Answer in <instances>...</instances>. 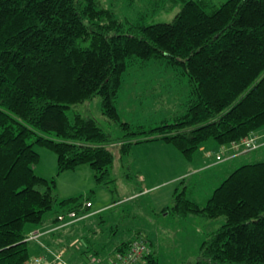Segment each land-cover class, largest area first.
<instances>
[{
  "label": "trees",
  "instance_id": "obj_1",
  "mask_svg": "<svg viewBox=\"0 0 264 264\" xmlns=\"http://www.w3.org/2000/svg\"><path fill=\"white\" fill-rule=\"evenodd\" d=\"M157 61L187 79L185 111L172 121L133 126L118 108L124 74L133 64ZM95 98L122 136L78 111ZM262 131L264 0H183L171 22L155 24L121 20L107 0H0V264L31 260V231L64 213L91 212L96 190L62 198L63 173L87 165L96 189L111 193L112 207L123 201L114 197L113 147L124 158L136 145L163 141L192 162L205 143L239 146ZM37 147L57 156L51 179L35 171ZM186 187L167 208L174 217L224 219L206 233L191 264H264V159L232 170L205 205ZM140 235L148 239L137 231L115 253ZM141 264L161 259L151 248Z\"/></svg>",
  "mask_w": 264,
  "mask_h": 264
},
{
  "label": "rangeland",
  "instance_id": "obj_2",
  "mask_svg": "<svg viewBox=\"0 0 264 264\" xmlns=\"http://www.w3.org/2000/svg\"><path fill=\"white\" fill-rule=\"evenodd\" d=\"M107 1L114 6L119 19L129 21L133 24L171 22L183 5V0ZM208 1L218 5L225 0ZM189 93L190 87L187 79L184 76L179 75V73L166 62L157 61L147 65L133 64L124 74V83L118 99V108L123 120L130 122L133 126L155 125L165 119H168L167 121H172L176 115L184 112L185 103L189 98ZM78 109V111L83 113L85 116L94 117L98 123L114 137L122 136V132L117 125L113 123L109 124L107 119L102 114L100 98H95L91 101L80 104ZM261 133H264V131ZM257 137H260L258 133L252 134L249 139L246 140V144L242 143L239 146H236L234 154L241 156L244 154L247 156L251 154L250 157L253 158L249 161L264 159V154L262 156V152H260L261 149L256 150L258 149V147H256L257 143H255L256 141H253V139H256ZM164 146H166L164 143L163 145L157 146L150 144L137 145L134 147V150H132L130 154L125 155L124 158H121L118 147L112 148L116 159L115 166L112 170V176L116 179V186L119 189L118 193L114 194V197H116V199L121 197L123 201L118 203V207L116 208L113 207L111 209L110 207H107L104 213H100L102 216L96 214L95 218L97 219L106 218L104 219L106 223V231H100L103 227L102 223L101 225L92 224L93 226L91 225V221L83 223L85 226L89 227L87 237L83 239L85 247H88V249L93 251L98 250L101 256L107 254L110 257H114L113 253L123 241L132 240L133 236L136 234L135 229L137 226L140 228H146L148 223H154L156 220L158 221L157 223L160 227L158 233L161 238L156 237L158 236L156 231L154 233H149L147 230H144L143 233L147 236L150 235V237H148L153 241V245L156 248H160L159 255L161 264H191L196 261L197 249L200 247L204 239L197 238V235L191 234L187 242V245L191 250L190 252L183 253L172 250L174 245L177 243L176 239L180 240L181 237L177 234L181 231L178 226L180 222H178L175 218L165 221L162 217L155 216L153 213H151V216L147 215L148 212L145 211L143 207L144 203H153L154 197L152 195H145L144 193L141 195L131 196V193L140 192V190H144L146 188V182L143 181L144 179L142 176L136 173L135 169L132 168L137 161L145 156H151L152 160L163 159L166 155L177 154V156H181V153H179L174 146ZM37 150L41 155V161L35 165V171L38 175L46 179H51L57 173V156L54 152L46 148L37 147ZM241 165L244 164L242 162H238L234 165V167L237 168ZM130 169H133L134 171L131 172ZM89 172H92V170L89 166L85 165L75 171H67L63 173L58 178L59 189L57 191L60 195L77 196L80 194L86 195L92 189L96 190V193L92 195V201L96 204V206L91 209V212H93L98 205H106L108 202L105 200L104 196L98 195L100 189H96L93 173L91 178L89 177ZM127 174L131 176L130 179L127 177ZM198 177L199 180H201L196 188L195 186H190V179L189 181L187 180L186 183H181V187L183 188L184 185L188 186L189 184L188 187L191 188V192L194 189L196 191L204 190L206 187L204 185L206 184L205 180L210 178V176L206 173ZM158 179V183H164V181L172 179V174L170 176L165 175L164 177H160ZM61 180L63 181L62 184ZM203 181L204 184H202ZM215 183H217L216 186L209 185L211 189L210 191L212 192L216 189L220 182L215 181ZM169 188L170 186L165 189L167 190ZM196 191H194V193H196ZM107 194L109 196L111 195V193ZM134 204H137V207L135 208L136 211L133 207ZM191 216L192 220L195 219L198 223L202 222L200 225L201 227L198 228L195 226V229L199 232L200 236L203 234V238H205L206 233H208L210 229L209 224H204L200 217L195 215ZM156 217L158 218L155 219ZM223 221L224 219L217 222L222 225ZM217 222L210 224L217 225ZM80 225L74 226L73 228ZM153 228L154 227L149 226L148 230L154 231L152 230ZM130 233H132V236ZM43 239L44 238H42V241ZM32 243L35 242L33 241L31 244ZM178 244H176V246H178ZM47 247L49 249V246ZM192 248H194L193 251Z\"/></svg>",
  "mask_w": 264,
  "mask_h": 264
},
{
  "label": "crops",
  "instance_id": "obj_3",
  "mask_svg": "<svg viewBox=\"0 0 264 264\" xmlns=\"http://www.w3.org/2000/svg\"><path fill=\"white\" fill-rule=\"evenodd\" d=\"M258 134L260 135V137L259 138L257 137L256 139V143L258 147V149L256 150L261 149L260 152H262L261 154L263 156L264 154V133L260 132ZM163 143L164 145H166L164 147L173 146L163 141L149 142V143H143V144H150L153 146H157V145H163ZM139 145H142V144H139ZM235 148L236 146H229V145L220 146L216 144L215 142L210 141L208 143H205L203 145V148L198 153H196L194 160L192 162H188L183 157L182 154H180L181 156H177V154H175V155H166L164 156L163 159H160V160H157V159L152 160L151 156H145L133 165L132 168H134L135 171L140 176H142V178L144 179L143 181L146 182V188L144 190L143 189L140 190V192L138 191L136 193H131V196L141 195L144 193L145 195H152L154 197L153 203L152 202L144 203V207L142 206L145 209V211L148 212L147 215L151 216V213H153L155 216L162 217L165 221H169L171 218H175L177 219L178 222H180V224L176 223L178 224L181 230L180 233H177V234L179 237L181 236L183 239L181 237H180V240L176 239L177 243L176 242L175 243L176 244L179 243V244L178 246H176L175 244L172 250L176 252H183V253L190 252L191 250H190V247L187 245V242L191 234L197 235V238L204 239L203 234H201L200 236L199 232L195 229V226H197L198 228L201 227L200 226L201 222L198 223L196 222L195 219L192 220L191 215L188 216L186 219H181V218L174 217L172 213L169 212L167 208L172 205L173 194L177 190H180L182 188L180 185L181 183H186L187 180L189 181V179H190L189 181L190 186H195L196 188L199 185V182L201 180V179L199 180L198 176L207 173L210 176V178L205 180L206 184H204V181L202 182V184L206 186L204 190L196 191L194 189L191 192V188L186 187V191L188 192V195L191 199L197 201L200 205H205V203L207 202V200L210 198V196L213 193L212 191H210L211 189L209 185L216 186L217 183H215V181L216 182L218 181L221 183L225 179V177L232 170L235 169L234 167L235 164H237L238 162H242L244 164L253 158V157H250L251 154L248 156L246 154H244L243 156L235 155L234 154L236 150ZM171 174H172V179H168V181H164V183H158V180H159L158 178L164 177L165 175L170 176ZM89 177L92 178V172H89ZM62 183L63 181L61 180V184ZM168 186H170V188L166 190L165 188ZM58 189H59V182H58ZM194 191H196L197 194L194 193ZM107 193L109 192L104 189L99 190L98 195L104 196L105 200L108 203L106 205H102V204L98 205V207L95 208L93 212L101 211V213H104L107 207H110L111 209L113 208L112 207V195L109 196ZM60 196L62 198L73 197V195H63V194H61ZM91 203H92V208L96 206L94 201H91ZM114 207L116 208L118 207V205ZM133 207L135 209L137 207V204H134ZM165 209L167 210L166 212H164ZM95 217H96V214L90 217L89 222L91 221V225L92 224L97 225L100 223L99 219ZM158 217H156L155 219H157ZM104 219L106 218L104 217ZM104 219L103 221L101 220L103 223V227L102 229H100V231H103V230L106 231V223ZM157 222L158 221L155 220L154 223H150V224L148 223L146 228L144 227L140 228L139 226H137L135 230L136 232L140 231L142 233L144 230H147L149 233H154L155 231L156 233H158L160 230V227L158 226ZM149 226L154 227L152 229L154 231L148 230ZM219 226H220V223H218L217 225L209 224L210 229L208 233L217 229ZM37 230L38 228L31 231L29 234H31L32 232H36ZM88 232H89V227L85 226V224H82L78 227L71 228L65 231H61L60 233L54 236H49V237L47 236L46 238L43 239L42 244L34 241L35 243L31 244V248H32V258L31 259L45 258L50 261L53 259V254H51L50 252L52 251V252H57V253L62 252L64 258L70 264H95L97 260L99 261V264H112L113 257H110L107 254L101 256L98 250L93 251V250L88 249V247L84 246L83 239L87 237ZM130 235L132 236V233H130ZM148 236L150 237V235ZM156 237L161 238L159 233H158V236ZM150 243L152 245L151 247L152 250L157 251L159 255L160 248H156L153 245L152 240L150 241ZM47 246H49V249ZM193 250L194 248H192V251Z\"/></svg>",
  "mask_w": 264,
  "mask_h": 264
},
{
  "label": "built area",
  "instance_id": "obj_4",
  "mask_svg": "<svg viewBox=\"0 0 264 264\" xmlns=\"http://www.w3.org/2000/svg\"><path fill=\"white\" fill-rule=\"evenodd\" d=\"M256 139H253V141H256ZM243 143L246 144L247 141ZM236 146H238V144ZM90 205H91L90 202H87L84 204V207ZM95 214H97V212L80 214L75 210L61 214L59 215L58 221L56 223L47 225V228L44 232H39V231L32 232L30 234V238L40 242L42 240V237H47V236L49 237L58 232L68 230L74 226L83 223H88L90 217ZM50 252L53 254L52 260L49 261L45 258H34L30 260L29 264H70L64 258L62 252L60 253L52 252V251ZM149 252H150V247L148 246L147 237L145 235H140L137 236L135 240H133L132 244L124 253L116 252L114 254V257L112 259V264H141L142 258L145 255L149 254ZM95 264H99V261L97 260Z\"/></svg>",
  "mask_w": 264,
  "mask_h": 264
},
{
  "label": "bare ground",
  "instance_id": "obj_5",
  "mask_svg": "<svg viewBox=\"0 0 264 264\" xmlns=\"http://www.w3.org/2000/svg\"><path fill=\"white\" fill-rule=\"evenodd\" d=\"M45 230H46V228H45ZM44 229L42 230V229H40V230H37V231H39V232H44L45 231ZM27 240L29 241V242H33V241H35L34 239H31L30 238V235L28 236V238H27ZM37 242H39V241H37ZM39 243H41V241L39 242ZM42 244V243H41ZM30 263V261H28V262H26L25 264H29Z\"/></svg>",
  "mask_w": 264,
  "mask_h": 264
}]
</instances>
